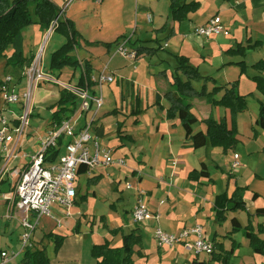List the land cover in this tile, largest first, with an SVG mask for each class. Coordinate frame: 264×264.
I'll list each match as a JSON object with an SVG mask.
<instances>
[{
    "label": "crops",
    "instance_id": "0c3cea01",
    "mask_svg": "<svg viewBox=\"0 0 264 264\" xmlns=\"http://www.w3.org/2000/svg\"><path fill=\"white\" fill-rule=\"evenodd\" d=\"M53 1L62 8L60 16L62 17V14H64L72 20L77 30L82 35V48L79 51L73 52L77 59L81 61L91 60L93 73L95 74L105 70L108 74H111L114 77L113 82L106 83L102 86L96 85L90 88L91 94L101 95L103 98V87H108L116 82L119 86L121 85L119 87L121 93L120 105L117 106H120L121 108L126 106L125 108H128L130 92L133 91V94H137L140 92V89L143 88V85L139 82V76H143L149 84L148 88H150L152 96H154V102L148 103V105H145L142 109H134L133 107L130 111L127 109L129 116L132 114L138 115L133 118V122L135 127L138 129L136 133L140 135V139H137L130 133L125 134L128 135V137H124V141L118 143L117 145L110 146L107 143H104V137L98 133L101 126L98 124V121L100 120L99 112L101 109L93 121L94 134L99 137L103 145L114 150L115 156L119 150L118 148L121 146H126L131 142H138L136 146L139 147L142 154L140 162H142V166L144 165V170L142 173H139V177L143 174L151 179L154 178L157 181L154 188H157L160 196L159 200L161 204L156 208L149 206L151 211L164 217L163 223L165 228L170 231L179 232L191 225L201 224L205 233V229L209 225V219H206L205 221L202 220L201 210L207 206L206 202L207 204H210V206L213 204L210 200L212 198L210 197V199H207L205 195L202 194V191L206 190L205 184L207 180L200 179L199 181H193L189 179V174L194 169H200L203 163L207 165L209 173L211 174V167L219 166L221 162L220 156L225 152L222 151V148L212 147L211 145H207L199 149L191 148L189 136L184 130L180 120L178 118H174L173 120L167 118V111L170 108V102L165 98L164 94L171 89L172 79L167 81L160 77L166 75V69L159 60L155 63L157 65L152 63L151 60L153 56L157 54L156 50L150 53L153 54V56H150L151 62L149 61L148 66H139L134 65V63H137L139 58L144 57L149 53L138 54L137 58L133 60L127 59L116 53V44L115 49L112 51L113 45L110 47L104 43H96L89 37H84L86 33L89 35L91 31L84 19L85 6L89 5L88 3H90V1L99 4L100 11L104 12L108 18L117 19L118 24L122 27H132L135 24L138 25L137 22L139 18L143 16H145V19L147 18L148 23H153L154 18L151 13L155 14V8L159 5L161 0H101L100 2L97 0H66L63 5H60L57 0ZM188 1H198L200 3V8L194 13H189L188 18L182 23H177L173 20L172 12L169 7V0H166V2L168 3L170 13L167 11L165 14L162 10L159 11L158 17L160 18L157 23L158 26L153 29V31L159 28L161 29L165 23H168V20H171L172 26L175 30V35H173L174 37H172V39L158 43L160 46L159 49L169 51V54L174 56L176 61L177 57H187L190 59L192 58L191 54L193 53H198L204 58V60L208 59L212 61L214 59H218L219 61L216 65L218 67L217 70H220L219 73L216 74L215 77L208 73L203 74L204 76L214 77L215 82L217 83L216 85H206L208 91H211L215 86L227 85L235 81L238 82V91L241 95L247 96L248 103V110L245 111V114H243L244 112L240 114H242L241 116L245 118L243 125L245 124V127L249 129V138L254 143L253 150H250L247 154V162L249 163L254 156L258 157V154L264 155V120L259 115L260 103L264 101V95L258 91L256 83L252 79L255 75H262L264 77V72H259L252 68L253 64L259 60H264V0H215L213 4L214 8H205L204 0ZM164 15L165 18H163ZM214 15L220 17L221 23L226 30L225 33L213 35L209 38L195 33V28L197 26L206 23L207 20ZM148 16H150V18H148ZM185 23H187V25H185ZM56 34L58 33L55 32L54 29H49L47 32L43 33L37 24L26 27L22 32L24 54L26 56L34 55L36 57L37 54L41 52L42 55L51 40L62 38L59 40L56 49L59 48L65 43L66 39L60 34V38H55ZM131 39L133 42H130L129 45L135 49L140 45L156 48L149 43H142L139 38H134L132 36ZM119 40L120 39H118V41ZM98 45L103 46V57L97 56L93 53V48ZM238 46L245 47L244 57L241 55L234 56L226 53L227 50L235 49ZM56 49H53L51 52H54ZM12 53V49H9L6 52L7 56H10ZM117 57L121 58L125 62L120 61V63L113 65V61L117 59ZM241 61H244L246 65L244 73H242L241 67L238 64V62ZM129 65L134 66L129 70L124 69ZM209 65L212 66V64ZM42 69L45 72L51 73L59 80L75 86L80 77L79 69L73 70L72 68H65L63 70L55 69L51 71L44 65L43 62ZM3 73L5 75L4 77L2 76ZM174 74L178 75L182 80H185L181 71H175ZM13 75H16V77ZM21 75L22 71L10 66L7 62V58L0 59V82L7 86V88H10L11 91L23 96L25 92H22V94L20 93L22 88L19 85L20 83L16 85L18 78ZM8 76L11 78V81L6 85L4 81ZM24 77L26 91L28 86V77L26 75ZM73 81L75 82L72 83ZM195 82L196 81L192 82L193 86L195 85ZM3 85L0 84V89ZM194 87L196 88V86ZM61 89L63 88L58 85L46 87L45 84H41L34 89L30 101L31 113L26 133L22 137H17L15 135L13 141L8 145L11 149L17 147L19 150L18 155L15 158H11L8 167L9 170L3 175L0 181V210L2 212L5 211V216L8 210V204L3 199V196L5 193L12 191L17 181L16 178H12L9 175L12 171L22 169L30 163V157L40 150L41 139L46 135V132H48L46 130L51 129L48 126V121L43 129L40 125L36 124V119L41 116L39 111H35V108L44 106L49 109L50 106L58 101ZM41 93H45L47 95V97H45V102H39L38 95ZM222 95L223 92H220L215 95V98L218 100L222 97ZM157 98H159V101H157ZM33 101L35 104L32 110L31 104H33ZM189 102L192 107L195 108L193 112L197 113L195 114L199 118L200 122L209 117H213L215 120L230 118V112L228 109L222 106H213L205 98L196 97L189 100ZM79 104L80 100L78 98V105ZM18 106V109L20 110L22 106L20 104H18ZM2 109H4L8 114L11 125L13 127L18 125V119L20 117V113L17 111L18 109H16L13 105L7 106L4 103L0 92V110ZM76 112L72 116L73 121L75 122V131L77 128L76 120L81 117V114H77ZM82 114L89 116V120H91L90 113L85 112ZM128 117H126L125 120H127ZM89 120L87 119V122ZM118 123L119 122L116 123L117 131ZM199 123L194 125L195 132L205 129L204 122H202L204 124H202L203 126L199 125ZM125 125L126 123H124V126ZM83 126L84 125H81L79 130ZM121 126L123 127L122 124ZM238 135L240 142H243L242 131L239 132ZM67 139L68 138L64 136L60 153L64 152V144ZM116 157L124 158L122 154H119ZM232 162L233 157L231 164ZM112 165L98 168L90 175L84 173V180H86V184L94 177L96 178L100 176L101 179H103L106 173L107 176H113V180L111 181L114 183L112 185L115 186L114 190H118V185L122 182V177L118 173L113 174V170L124 166L116 164ZM262 169L263 167L260 166L258 167V170H256L255 181H264V173ZM81 176H79L77 180V188L79 187ZM143 183L141 185L139 184L135 189L137 201L140 198L143 201L146 195L149 196L153 192L150 189H145ZM162 185L164 189L160 190ZM242 186H247L249 188L250 185L247 183ZM127 187L131 188L132 186L129 187L128 185ZM140 191H144L142 196L139 194ZM252 191L257 192L259 196H261L260 190L256 189L255 191ZM91 192L92 194H95L96 190L92 189ZM82 196H87V192H82ZM244 198L246 204L250 202L249 208L252 209L250 210L252 212L257 208L264 207V205L255 206L258 198L254 200L252 195L250 196L249 193H246ZM76 203H78L77 199ZM111 205L114 207V204ZM223 208L224 206L220 207L219 210ZM181 209H183V211H179ZM216 211L218 212V210ZM126 212L131 213L130 223L132 225V229L139 228L140 231H142L143 228L146 229L147 227H150V223L145 225H134L132 221V210ZM59 213L60 215H55V213L50 210V215L39 217L32 239L36 246L45 245L48 252V249H50L53 241L44 239L45 235L53 233L55 235L65 237L60 249L54 253V256L50 257L48 254L51 264H96V260L92 256H89V254L91 255L93 245L101 244L105 239H108L112 242V246H121L122 235L120 233L116 236H112L110 232H106L95 237H88L87 233H89V231L87 232L84 230L80 216H84L86 214L85 211H80L78 208L74 207L72 210V216L70 217L65 216L62 209L59 210ZM237 214L238 213H235L232 210L231 212L224 214L227 217V220L224 221V224H222V229L215 230L213 238L208 235L209 232L207 230L205 238L210 241L213 246L214 244H218L228 250V243L225 239H230L231 242H238L237 235L234 234L233 231L243 227L240 223L234 221ZM220 216L221 215L218 214L219 218ZM255 216L257 217L255 218L256 224L264 225V216ZM20 226V221L17 216L10 219L4 217L0 224V233L4 236H11L15 229L18 231L21 230ZM220 230H223L224 233H220ZM246 234L249 235L248 233ZM260 237L264 239V234H261ZM249 238L247 237L245 243L242 244V246L240 245V248H238L237 254L235 253V258L231 261L233 264H264V253L262 254L261 252L252 249L249 246ZM87 242H90V247H88ZM245 245H247V248ZM243 248L246 249L242 250ZM2 250L4 249H1L0 252ZM241 250L244 251V254H240ZM184 251L186 254L190 255L186 259L185 264H211V255L209 254L194 255L187 252L185 249ZM142 254L143 252L141 249V255ZM136 258L137 256L135 257L137 263Z\"/></svg>",
    "mask_w": 264,
    "mask_h": 264
},
{
    "label": "rangeland",
    "instance_id": "374dc122",
    "mask_svg": "<svg viewBox=\"0 0 264 264\" xmlns=\"http://www.w3.org/2000/svg\"><path fill=\"white\" fill-rule=\"evenodd\" d=\"M57 1L60 3V5H63L66 0H57ZM214 2L215 0H204L205 3L204 7L214 8L213 5ZM88 4L89 5L85 6L86 8H85L84 19L86 21L87 26L91 29V31L89 35L86 33L84 37H89L92 39V41H95L96 43H101V44L104 43L106 45L111 44L110 47H112V45L114 47V48L112 47V51L113 49H115V44L117 45V43L123 38L126 39L128 38L129 44L130 42H133L131 39L132 36L134 38H139L142 43H149L153 47H156L155 49H157L156 50L157 54H155L154 56L153 54H148L144 57H141L138 59V61L136 60L137 63H134V65L148 66L149 61L151 60L150 58L153 56L151 60L152 63L155 64L156 61L159 60L166 69L165 72L166 75L160 77H162V79L167 81L173 79L174 77L173 75H176L174 73L176 71L178 62L176 61L174 56L169 54V51H164L162 49H159L160 46L158 45V43L168 41L172 39V37H174L173 35H175V30L172 26L171 20H168V23L164 24V26H166L165 28H163L164 27L163 26L161 29L159 28L153 31V29H155L158 26L157 24L158 19L160 18L158 17L159 11L162 10L165 14L167 13V11L169 12L168 3L166 2V0L160 1L159 5L155 8V14L151 13L154 18L153 23H148L147 18L145 19V16H143L139 18L137 22L138 25L135 24L132 27H122L121 25L118 24L117 19L110 17L108 18L107 15L104 14V12L100 11L99 4L94 3L93 1H90V3ZM163 18H165V15L163 16ZM185 25H187V23H185ZM170 33L171 36L169 37V39L166 40L165 37L170 35ZM55 38H60L59 33L56 34ZM61 39L62 38L51 40V42L49 41L50 42L49 45L46 46L45 50L43 51L42 62L47 68L49 67V60L52 54L51 51H53V49H56L59 40ZM118 39L120 40L117 41V43H115V41ZM79 50L80 49H76V51ZM93 53L97 56L103 57V46L101 45L95 46L93 48ZM191 56L192 58L189 59L190 64L195 66L202 75L204 73H208L215 77V75L219 73L220 70H217L218 67L216 65L219 61L218 59H214L212 61L208 59L204 60V58L201 57L198 53L196 54L193 53L191 54ZM120 61L123 60L117 57V59L113 61V65L120 63ZM209 64H212V66ZM133 66L130 65L126 66L124 69L129 70L132 69ZM2 76L3 77L5 76L4 73ZM13 76L16 77V75ZM74 82L75 81H73L72 83ZM139 82L143 85V88L140 89V92L137 94L135 93L133 94V91L130 92V97L128 100V108H125L126 106H124V108L117 106L120 105L121 93L119 87L121 85L119 86L115 82L108 87L106 86L103 87L102 92L104 98V105L100 110L101 113L99 112L100 120L98 121V124H100L101 126H100V131L98 133L102 137H104L103 140L104 143H107L110 146L117 145L118 143L124 141L123 137L120 136L130 133L133 134L134 137H136L137 139H140V135L136 133L138 129L135 127V124L133 122V118L137 117L138 115L132 114L131 116H129L127 109L128 111H130L132 107L134 109H139V108L142 109L145 105L147 106L148 103L154 102V96H152V92L150 88H148L149 84L143 76H139ZM44 84L46 87L55 85L53 83H44ZM194 84L197 90L202 89L203 86L202 81H196ZM208 84L216 85L217 83L208 81L206 82V85ZM19 85L20 87H22L20 90V93L22 94V92H25V77L22 78ZM45 97H47L45 93L39 94L38 95L39 102H45ZM34 104L35 102L33 101V104H31L32 110ZM20 105L22 106L21 107L22 109L24 103ZM13 106H15L16 109H18L19 107L18 104ZM190 108L192 111L195 110V108L192 107V105ZM21 109L20 110L18 109L17 111L20 113V115H24L25 110H21ZM35 111H39L41 116L36 119V124L40 125V127L43 129L50 117L51 111L44 106L35 108ZM239 114L237 116V129H238V134L239 132L242 131L243 142H239L234 149H229L226 152L222 149V151L225 153H223L220 156L221 162L219 166L211 167V174L209 173L210 174L209 178H202L207 180L208 184L207 182L205 184L206 190L203 191L200 190V191H202V194H204L207 199H210L211 197L212 199L210 200L213 203L210 206V204H207L206 202L207 206L201 210L202 220L205 221L206 219H209L208 220L209 225L207 224L208 226L205 229V233L208 230L209 232L208 235L211 238H213L214 236V231L217 229H222V224H224L223 221L227 220V217L223 221L219 220L218 212L214 208V205L217 204L220 207L221 203H224L225 206V202H226L225 200L232 196V193L236 189V187H247V186H242L247 183L250 185L249 188L247 187V191L244 192L245 193L244 197L246 193H249V195L251 196L253 193L252 190L254 191L256 189L260 190L261 196L258 197L255 206L264 205V181L262 182L259 180L255 181V173L256 170H258V167L262 166L263 167L262 170L264 173V155L258 154V157L254 156L249 163L247 162V154L250 150H253L254 143L249 138L250 137L249 129L245 127V124L243 125V122H245V118L241 116L242 114H240V116ZM243 114H245V112ZM126 117H128L127 120H125ZM87 119L89 120V116L81 114V117L76 120L77 122L76 131L79 130V127L81 125H84L87 122ZM117 122L123 125V127L121 126V129L118 131L116 130ZM124 123H126L125 126ZM202 124L203 123L201 121L199 125ZM50 130L51 129H47L46 131H50ZM92 133L93 135H95L94 131H92ZM137 143L138 142L136 143L131 142L128 143L126 146H121L120 148H118L119 150L117 151L116 156L122 154L127 163L126 166L113 170V174L118 173L122 177V182L118 185V190H114L115 186L112 185L114 183L113 181H111L113 180L112 179L113 176H107L106 173L103 179H100L98 183L93 182V184L92 182H88L86 184V180H84L85 174L84 175L82 174V176L80 175L81 179H80L79 187L77 188L78 203L75 204V207L78 208L80 211L86 212L84 216L82 215L80 216L84 230L87 232L89 231V233H87L88 237L90 236L91 238L92 236L95 237L97 235H102L103 233L106 232L109 233L110 229L118 228V227H122L123 229L122 231L124 233H128L129 230L132 229V225L130 223L131 213L126 211H130L134 208L133 206H135L137 202L135 189L139 184L141 185L143 182L145 189L147 188L153 191L152 194H150L149 196L148 195L145 196L143 203L148 208L149 206L152 208H156L161 204L159 200L160 198L159 191L157 190V188L156 189L154 188V186H156L157 184V181L154 178L151 179L149 177L144 176L143 174L142 176H140L141 177L140 180L139 173L143 172L144 165L142 166V162H140V157H142V154L139 147L136 146ZM235 155L239 157V160L242 164V168L232 170L231 161H232V157H234ZM128 185L132 187L128 188L127 187ZM161 187L162 188L160 190H163L164 189L163 185ZM92 189L96 190L95 194H92L91 192ZM82 192L83 193L87 192V196H82ZM229 202L230 201H227V204H229ZM111 204H114V207H112ZM249 205L250 202L246 204L245 209H239L234 211L235 213H238L234 221L235 222L237 221L243 227H240L239 230L237 229L236 231H233V233L237 235L238 242L235 241L231 242L230 239H225L226 242L228 243L227 246L228 250L232 251V249H234L233 256L231 257V261L235 258V253L237 254V250L238 248H240V245L242 246V244L245 243L246 238L247 237L249 238V235H247L245 232L246 226L249 223H252L253 225H257L255 222V218L257 217L254 215L255 210L253 212L250 211L252 209L249 208L250 207ZM60 209H61L60 206H58L57 204L53 205L50 208V210H52V212L55 213V215L56 214L60 215L59 213ZM179 211H183V209ZM228 212H231V210H227L225 214ZM4 217H5V211L2 212L0 210V224ZM163 220L164 217L160 215L158 219L154 218L149 222L150 227H147L146 229L143 228V230L140 231L142 236L141 249L143 254L137 256L136 264H185L186 259L190 256L189 254L185 253L182 247L183 245L181 244H177L174 248L166 247V246L159 247L155 235L156 227H160V229L166 233L178 232V231L173 232L165 228ZM20 228L21 230L19 231L15 229L14 232L11 234V236L8 235L4 236L0 233V250L4 249L9 253H11L12 251L20 250V244H21L20 233L23 232V228L21 226ZM220 233H224L223 230H220ZM89 243L90 242H87L88 247H90ZM245 246L247 248V245ZM249 246H250V238H249ZM246 248H243L242 250H245ZM242 250L240 251V254H244L243 253L244 251ZM54 253L55 252H54V242H53L50 249H48L47 254H49L50 257H53ZM89 256L91 257L90 254ZM216 263H220V262L211 261V264H216Z\"/></svg>",
    "mask_w": 264,
    "mask_h": 264
},
{
    "label": "trees",
    "instance_id": "16d2710c",
    "mask_svg": "<svg viewBox=\"0 0 264 264\" xmlns=\"http://www.w3.org/2000/svg\"><path fill=\"white\" fill-rule=\"evenodd\" d=\"M169 7L172 12V18L177 23H182L188 18L189 13H194L200 8L198 1L188 0H169ZM62 8L59 7L53 0H0V59L7 58L10 66L22 71V75L18 78L16 83L19 84L25 76V71L32 65L35 56H26L23 51V30L33 24H37L40 30L45 33L51 25L56 22L54 31L65 37L66 41L54 52H52L49 60V70H63L65 68H72L73 70H80V77L77 87L92 88L96 86V82L92 80L93 67L91 60L81 61L73 54L76 49L82 48V35L77 30L74 22L66 17L64 14L61 17ZM164 26L163 28H165ZM170 35L165 39H169ZM118 40L115 41V43ZM111 44H107L110 46ZM256 45V44H255ZM12 49L13 53L7 56L6 52ZM138 54L152 53L157 50L147 46H137ZM229 55H245V47L238 46L235 49L226 51ZM178 66L176 71H181L185 80H182L178 75H175L171 81V89L167 91L165 97L170 102V108L167 111V118L173 120L178 118L189 136L190 147L199 149L207 145L212 147L222 148L225 152L229 149H234L240 142L238 138L237 116L239 113L248 110L247 96L241 95L238 91V82H232L227 85H219L213 87L211 91L207 90L206 82H215L211 76L202 75L198 69L191 65L189 58L177 57ZM242 73L245 70L244 61L238 62ZM252 68L259 72H264V60H259L252 65ZM258 91L264 95V77L262 75L253 76ZM193 81H202L203 86L201 90H197L193 86ZM0 84L3 85L2 82ZM1 92V90H0ZM223 92L220 99H216L215 95ZM205 98L213 106H222L229 110L230 118H223L215 120L209 117L202 122L205 124V129L195 132L194 125L200 120L197 115L191 110L189 100L193 98ZM159 101V98H157ZM78 107V96L67 89L60 90L58 101L49 107L51 111L48 119V126L52 130H58L62 123L72 118ZM260 117L264 120V101L260 103ZM19 124V123H18ZM118 130L121 129V123H118ZM120 137L127 138L128 135ZM64 136L61 135L58 140V147H50L46 152L45 161L54 162L59 156L62 147ZM209 170L205 163L201 165L200 169H194L189 174V179L199 181L202 178H209ZM101 177H94L89 182L98 183ZM247 187H236L232 196L221 203L219 206L215 204V209L220 214L219 220H225L224 215L227 210H239L246 208V201L244 192ZM259 197L257 192L252 193V198L255 200ZM227 201H230L227 204ZM226 207V208H225ZM254 215L264 216V207L257 208ZM224 222V221H223ZM122 227L110 229L112 236L119 233L122 235L121 246H112V242L105 239L101 244L93 245L91 249V256L96 260V264H136L135 257L141 255L142 236L139 228H133L128 233L122 231ZM239 230V228H238ZM246 233L250 235V246L262 254L264 253V239L260 237L264 234V225H253L249 223L246 226ZM44 239L53 241L55 244L54 252L56 253L65 237L49 233L44 236ZM233 250H224L220 245L214 244V251L211 254V261H219L222 264H233L231 257ZM15 264H51L47 254V247L45 245L27 248L22 257Z\"/></svg>",
    "mask_w": 264,
    "mask_h": 264
},
{
    "label": "built area",
    "instance_id": "2783aa9c",
    "mask_svg": "<svg viewBox=\"0 0 264 264\" xmlns=\"http://www.w3.org/2000/svg\"><path fill=\"white\" fill-rule=\"evenodd\" d=\"M97 1L100 2L101 0ZM55 25L56 22L51 25L50 29L53 30ZM225 31L221 19L217 15L210 17L206 23L195 28V33L206 38L225 33ZM128 45V38L121 39L116 45V53L133 60L137 58L138 52L130 45L128 47ZM25 75L28 77V86L23 96L11 91L5 85L0 89L2 99L7 106L24 103L21 110H25L24 115H20L18 119L19 124L15 127L11 125L6 111L4 109L0 110V181L9 170L11 158L18 155L19 149L17 147L11 149L8 145L13 141L15 135L22 137L26 133L31 113L30 101L36 87L44 83H53L71 91L80 100L76 113H90L91 120L86 122L77 132L75 131L73 118L64 121L58 130L48 131L41 139L40 150L30 157V163L22 169L12 171L9 175L16 178L17 181L12 191L5 193L3 196L8 204L5 218L10 219L17 216L23 232L20 234V250L11 253L2 250L0 252V264H15L27 248L34 246L32 239L38 219L41 216L50 215V208L53 205L60 206L65 216H72V209L75 207L77 199V180L81 174L90 175L98 168L112 164L126 165L124 158L116 157L114 150L103 145L99 137L92 133L93 121L103 106L101 95L91 94L89 87L80 88L65 83L51 73L45 72L42 69L41 52L34 58ZM92 80L97 85L102 86L113 82L114 77L103 70L98 74L92 72ZM10 81L11 78L8 76L4 83L7 85ZM61 135L68 138L64 144V152L59 154L56 161L46 162L45 157L48 148L58 147V140ZM231 168L232 170L242 168L237 155L233 157ZM129 187L131 186L129 185ZM139 194L142 196L144 191H140ZM159 216V214L153 213L141 198L138 199L132 209L134 225L148 224L154 218L158 219ZM155 235L159 247L172 248L177 244H181L187 252L194 255H211L214 251L213 244L205 238L201 224L191 225L177 233H166L160 227H156Z\"/></svg>",
    "mask_w": 264,
    "mask_h": 264
}]
</instances>
